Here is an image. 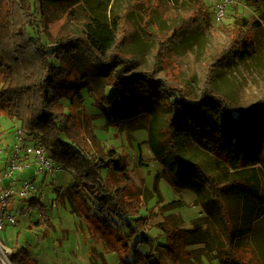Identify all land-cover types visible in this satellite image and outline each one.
<instances>
[{"label": "trees", "instance_id": "1", "mask_svg": "<svg viewBox=\"0 0 264 264\" xmlns=\"http://www.w3.org/2000/svg\"><path fill=\"white\" fill-rule=\"evenodd\" d=\"M37 1L0 0V117L20 121V130L34 136L49 158L72 174L65 193L56 192L77 203L90 231L108 246L118 244L125 253L134 252L131 260L122 256L123 264H198L187 250L200 242L197 223L189 230L181 221L167 218L158 225L165 242L148 233L147 219L127 208L125 186L112 181L121 177L130 183L124 155L109 151L108 158L98 156L75 136L71 114L60 111L64 99L71 102L70 109L77 106L88 82L106 80L97 93L98 107L118 129L149 120V146L161 165L160 178L179 191H193L215 218L213 242L219 264H264V182L257 166L264 165V98L239 105L219 90L208 68L201 92H195L175 68L163 73L162 54L175 61L178 57L164 41H159L164 48L152 57L160 66L150 72L140 69L125 49L117 47L121 23L118 26L116 20L110 27L89 24L84 33L52 42L41 30ZM244 26L254 30V37ZM263 30L259 19H241L240 30L231 32L218 60L253 59L255 34ZM181 39L173 33L165 40ZM161 122L167 132L163 138ZM189 140L216 161L203 154L187 156L182 147ZM47 206L32 203L41 214L30 227L49 223ZM10 260L29 264L28 245H16Z\"/></svg>", "mask_w": 264, "mask_h": 264}, {"label": "rangeland", "instance_id": "2", "mask_svg": "<svg viewBox=\"0 0 264 264\" xmlns=\"http://www.w3.org/2000/svg\"><path fill=\"white\" fill-rule=\"evenodd\" d=\"M220 0H38L37 17L42 23V32L50 41L70 33H84L89 24L110 27L116 20L121 27L116 31L117 47L125 49L130 60L140 69L152 71L161 63L165 72L173 68L200 93L208 68L214 73L219 90L239 105L251 103L255 97L264 98V30L255 34L257 54L253 59H234L232 62L218 60L222 48L231 41L232 31L240 30V20H260L264 29V2L257 0H233L225 18L218 21L215 15ZM244 32L254 37V30L243 27ZM173 33L181 37L180 42L165 40ZM129 35V37H128ZM164 41L177 51L175 61L170 54L154 61L153 56ZM163 52V51H162ZM163 62H162V61ZM81 69L80 64H75ZM203 66V67H202ZM2 76L0 74V82ZM106 80L98 78L88 82L81 92L77 106L70 109V101L63 100L60 111L71 114V127L79 142L85 144L98 156L107 157L109 151L124 155L129 166L130 183L123 178L112 179L115 186H125L124 199L130 211L138 212L147 219V232L160 237L159 224L167 218L179 220L186 229L199 226L200 242L187 247L198 264H219L213 242L216 222L202 207L198 196L191 190L179 191L165 179H161V165L149 146V120L125 124L118 129L109 124L97 104V93ZM1 84V83H0ZM20 121L0 117V138L20 129ZM160 137L167 135L161 122ZM12 130V131H11ZM182 151L191 158L203 156L190 140L185 141ZM205 156V157H204ZM213 161L215 158L211 157ZM213 164V162H212ZM215 165V164H214ZM264 182V165H257ZM25 175L24 178H27ZM73 182L69 171L49 176L44 188L50 192L47 201L49 223L30 227L40 220V209H33L30 220H22L18 226L6 222L0 235L14 251L28 245L29 264H123L124 256L132 259L134 252L125 253L118 244L107 245L95 232H91L77 203L68 195H61ZM41 186L42 178L36 181ZM59 189L61 194L56 192ZM59 195H61L59 197ZM195 234V233H194ZM10 256V255H9ZM129 257V258H128ZM10 264H13L10 260Z\"/></svg>", "mask_w": 264, "mask_h": 264}, {"label": "built area", "instance_id": "3", "mask_svg": "<svg viewBox=\"0 0 264 264\" xmlns=\"http://www.w3.org/2000/svg\"><path fill=\"white\" fill-rule=\"evenodd\" d=\"M232 3L233 0H220L216 5L218 21L225 18ZM64 172L62 166L49 158L46 147L34 136L15 128L7 137L0 138V235L6 222L18 226L22 220H30L32 203L45 202L50 194L44 188L45 180ZM25 175L28 179L24 178ZM39 178H42L41 186L36 184ZM12 254L0 236V264H10Z\"/></svg>", "mask_w": 264, "mask_h": 264}, {"label": "crops", "instance_id": "4", "mask_svg": "<svg viewBox=\"0 0 264 264\" xmlns=\"http://www.w3.org/2000/svg\"><path fill=\"white\" fill-rule=\"evenodd\" d=\"M50 195V194H49ZM49 197V196H48ZM46 202V204H49V202H50V200L49 201H45ZM129 258V257H128ZM127 259V258H126ZM128 260H130V259H128Z\"/></svg>", "mask_w": 264, "mask_h": 264}]
</instances>
